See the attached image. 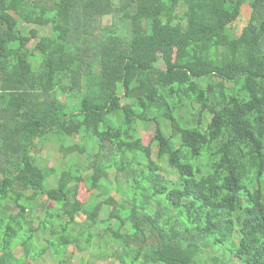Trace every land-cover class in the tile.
<instances>
[{"label": "trees", "instance_id": "1", "mask_svg": "<svg viewBox=\"0 0 264 264\" xmlns=\"http://www.w3.org/2000/svg\"><path fill=\"white\" fill-rule=\"evenodd\" d=\"M52 136L89 178L36 157ZM100 238L109 264H264V0H0V264Z\"/></svg>", "mask_w": 264, "mask_h": 264}, {"label": "rangeland", "instance_id": "2", "mask_svg": "<svg viewBox=\"0 0 264 264\" xmlns=\"http://www.w3.org/2000/svg\"><path fill=\"white\" fill-rule=\"evenodd\" d=\"M185 8L182 6L181 12H184ZM250 6L247 5L244 11V14L228 28V33L232 38L237 37L243 27L246 25L248 19L250 18ZM113 23L112 17H106L103 20V24L106 26H110ZM31 28H34L33 26ZM41 35H46L50 32L49 29H43L40 30ZM159 67L161 69H165V65L161 62L159 64ZM60 99L63 101L68 102L69 106L71 108L78 105L79 100L74 95H69L68 93H65V91H60ZM208 120H211V115H209ZM157 126L154 122H149L143 128L141 129V136L143 139V142L145 145H153L152 140L155 136ZM87 143V142H86ZM74 141L73 140H67L66 138H60L59 136H52L49 140H40L36 143L37 148V154L36 157L42 162L48 164L50 167H56L58 169H77L81 168L83 170V175L86 178H89L91 174V161L94 159V156L92 154H85L83 157H78L76 155L72 154H64L62 153L61 145L65 147L73 146ZM90 147V146H89ZM91 148V147H90ZM110 185L112 186L111 195L116 196L120 202L121 201V195L117 192L118 191V182L115 181L114 176H112L109 180ZM118 186V187H117ZM124 191L125 194L130 192V188L127 185H124ZM120 190V189H119ZM91 191L87 188V185L84 183L81 185L80 188V194L79 199L85 203L88 201L91 195ZM103 212V217L108 216V208L105 207ZM124 233H133V229L131 226H127L122 230ZM112 245L108 244L106 242V239L100 238L99 240H96V242L93 244V247L91 250L84 252V253H77L74 251V249H71L74 251L73 255V261L74 264H109L113 261L112 258ZM114 249V248H113ZM20 250V249H18ZM18 256L22 255L21 250L17 254ZM224 252L220 251L218 252V256L223 257ZM214 256V252H211L208 250L205 253L204 259L207 257ZM225 261L228 264H237V260L231 257L228 254H225ZM47 259V258H46ZM40 264V263H39ZM48 264H54L48 261ZM56 264V261H55ZM206 264H211V262L206 261ZM239 264V263H238Z\"/></svg>", "mask_w": 264, "mask_h": 264}]
</instances>
